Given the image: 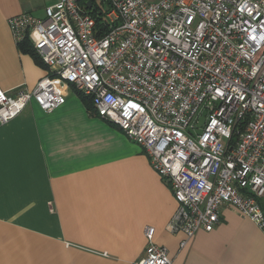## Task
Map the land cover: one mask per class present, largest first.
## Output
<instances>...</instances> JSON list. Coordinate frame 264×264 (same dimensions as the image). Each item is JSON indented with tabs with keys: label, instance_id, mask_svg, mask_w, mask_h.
<instances>
[{
	"label": "built area",
	"instance_id": "2783aa9c",
	"mask_svg": "<svg viewBox=\"0 0 264 264\" xmlns=\"http://www.w3.org/2000/svg\"><path fill=\"white\" fill-rule=\"evenodd\" d=\"M44 18L9 17L46 74L0 87V123L30 101L49 113L73 87L94 116L141 146L170 186L167 229L183 248L230 206L264 230V0H54ZM144 228L134 264H171Z\"/></svg>",
	"mask_w": 264,
	"mask_h": 264
},
{
	"label": "crops",
	"instance_id": "0c3cea01",
	"mask_svg": "<svg viewBox=\"0 0 264 264\" xmlns=\"http://www.w3.org/2000/svg\"><path fill=\"white\" fill-rule=\"evenodd\" d=\"M52 2L0 0L7 94L33 90L46 74L13 42L7 20L44 18ZM66 92L49 113L30 101L0 123V264H134L145 251V227L171 264H264V230L230 206L212 231H198L180 248L183 234L166 228L176 209L170 186L143 148L94 116L73 87Z\"/></svg>",
	"mask_w": 264,
	"mask_h": 264
},
{
	"label": "trees",
	"instance_id": "16d2710c",
	"mask_svg": "<svg viewBox=\"0 0 264 264\" xmlns=\"http://www.w3.org/2000/svg\"><path fill=\"white\" fill-rule=\"evenodd\" d=\"M19 46L21 47L22 50H24L25 52H29L30 55L34 56L35 59H36V61H38V62L40 63L38 57L35 55L33 49H31V47H29L28 43H26V42H21V43L19 44ZM40 65H41V64H40ZM77 92H79V91H77ZM79 95L81 96V98L83 99V101L88 105V109H89V110L91 111V113H92L93 110H92V106H91V104H90L91 102H90L89 98L83 96L81 93H79ZM260 207H261V210H262L263 213H264V204L260 205Z\"/></svg>",
	"mask_w": 264,
	"mask_h": 264
},
{
	"label": "rangeland",
	"instance_id": "374dc122",
	"mask_svg": "<svg viewBox=\"0 0 264 264\" xmlns=\"http://www.w3.org/2000/svg\"><path fill=\"white\" fill-rule=\"evenodd\" d=\"M149 1H157V0H149ZM259 204H260V205L264 204V200H262V199L259 200Z\"/></svg>",
	"mask_w": 264,
	"mask_h": 264
}]
</instances>
